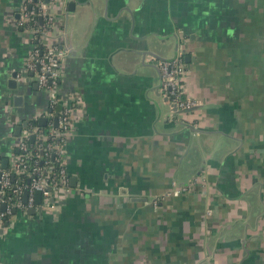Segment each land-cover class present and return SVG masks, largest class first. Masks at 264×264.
Listing matches in <instances>:
<instances>
[{"label":"crops","instance_id":"crops-1","mask_svg":"<svg viewBox=\"0 0 264 264\" xmlns=\"http://www.w3.org/2000/svg\"><path fill=\"white\" fill-rule=\"evenodd\" d=\"M22 2L0 0L9 165L19 124L9 111L43 127L48 113L35 81L9 84L32 50L17 23ZM255 4L67 0L54 34L67 50L61 92L78 103L69 186L45 207L35 194L33 214L0 227V264H264V0L262 12ZM179 47L184 95L196 103L181 114L158 67Z\"/></svg>","mask_w":264,"mask_h":264},{"label":"built area","instance_id":"built-area-1","mask_svg":"<svg viewBox=\"0 0 264 264\" xmlns=\"http://www.w3.org/2000/svg\"><path fill=\"white\" fill-rule=\"evenodd\" d=\"M66 2L23 0L19 8L20 18L17 23L23 33L30 35L32 50L16 78L20 82L32 80L38 84L47 94L48 113L43 114L47 119L46 126L37 124L35 117L22 127L9 167L0 169L2 229H6L5 223L17 213L15 210L27 212L34 206L36 191L41 192L40 205L45 207L52 205L51 200L69 186L66 147L74 132L78 103L72 95L61 92L60 78L67 50L60 47L54 34L60 25L61 15L65 13ZM158 67L162 77V92L170 103L181 110L194 107L196 103L184 95L183 79L187 63L183 51H178L173 59L160 60ZM8 118L12 124L22 123V119L13 111H9ZM31 137L35 139L34 145L30 144ZM188 188L189 185H182L169 194L178 195ZM26 190L28 196L24 201Z\"/></svg>","mask_w":264,"mask_h":264},{"label":"water","instance_id":"water-1","mask_svg":"<svg viewBox=\"0 0 264 264\" xmlns=\"http://www.w3.org/2000/svg\"><path fill=\"white\" fill-rule=\"evenodd\" d=\"M46 1H48V0H46ZM75 5H76V1H72V2H70V4H69V10H70V11H73L74 8H75ZM18 16H20V13H18ZM180 50H181V48L179 47L178 50L176 51V54H177V52L180 51ZM183 53H184V52H183ZM176 54H175V56H176ZM175 56H174V57H175ZM174 57H172V58H170V59H173ZM162 60H164V59H162ZM185 60H186V62H187V61H189V58H188V57H185ZM16 75H17V72H14L13 75H12V78L9 79V84H10V87H11V88H17V81H18V80H17V78H16ZM160 79H161L160 87H161V91H162V77H161V73H160ZM35 85L37 86V83H36ZM21 98H22V97L19 96V95L15 97V99H16V100H19V101L22 100ZM172 107H173V110L176 111L178 114H181V113H184V112H189V111H191V110H193V109H196L195 106L192 107V108H189V109H184V110L178 109L177 107H175V106H173V105H172ZM46 122H47V119L44 118V119H41L40 124L45 125ZM55 122H56V124H57V120H56ZM25 125H27V121H22V123L16 125V127H15V134H16L17 136L20 135V131H21L22 127L25 126ZM31 139H33V137H31ZM0 166L3 167V168H7V167L9 166V159H8V158H2V157L0 156ZM0 175H1V172H0ZM27 196H28V190H26L25 193H24V198H25V200L27 199ZM36 197H37V201H36V202H37V204L40 205V203H41V201H42V194H41L40 191H36ZM4 207H5V205L3 206V208H4ZM40 211H42V208L40 209ZM14 212H17V210H15ZM34 212H35V208L29 209V210L27 211L28 214H33ZM8 224H9V223L6 222V223H5V226H8ZM1 231H3V230L1 229Z\"/></svg>","mask_w":264,"mask_h":264},{"label":"rangeland","instance_id":"rangeland-1","mask_svg":"<svg viewBox=\"0 0 264 264\" xmlns=\"http://www.w3.org/2000/svg\"><path fill=\"white\" fill-rule=\"evenodd\" d=\"M255 2H257V4H255V9H258V11H259V12H262L263 10H262V9H260V7L258 6V5L260 4V0H254V3H255ZM262 16H263V20H264V15H261V16H257V15H256V17L258 18V20H257V21H259V22H260V21H261V18H262ZM259 22H258V23H259Z\"/></svg>","mask_w":264,"mask_h":264},{"label":"trees","instance_id":"trees-1","mask_svg":"<svg viewBox=\"0 0 264 264\" xmlns=\"http://www.w3.org/2000/svg\"><path fill=\"white\" fill-rule=\"evenodd\" d=\"M39 24H42V23H41V21H39ZM41 48L43 49L44 47H43V46H41ZM36 123H37V124H39V120H37V122H36ZM45 128H46V127H45ZM30 144L34 145V144H35V142L30 140ZM8 195H10V194L8 193Z\"/></svg>","mask_w":264,"mask_h":264}]
</instances>
